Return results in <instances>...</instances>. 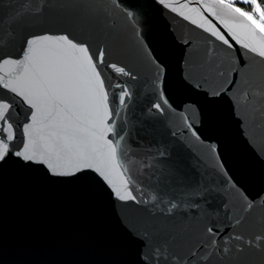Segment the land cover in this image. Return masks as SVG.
I'll return each instance as SVG.
<instances>
[{"label":"water","instance_id":"water-1","mask_svg":"<svg viewBox=\"0 0 264 264\" xmlns=\"http://www.w3.org/2000/svg\"><path fill=\"white\" fill-rule=\"evenodd\" d=\"M0 32L7 142L23 152L31 141L33 156L0 162V264H156V249L192 264H264L255 239L264 237V57L251 51L264 34L255 26L219 0H0ZM31 36L49 40L24 72L14 61ZM61 36L90 55L103 50L108 116L89 104L86 69L70 90L55 84ZM21 73L40 102L35 120L2 87ZM43 80L53 81L46 95L34 84ZM81 128L96 133L86 137L93 168L75 167L76 147H64Z\"/></svg>","mask_w":264,"mask_h":264},{"label":"snow or ice","instance_id":"snow-or-ice-1","mask_svg":"<svg viewBox=\"0 0 264 264\" xmlns=\"http://www.w3.org/2000/svg\"><path fill=\"white\" fill-rule=\"evenodd\" d=\"M163 2V0H161ZM243 4H251L254 6L252 11H243L240 7H235L234 3L231 0H219L221 5H224L227 8L233 9L236 13H238L241 17H244L247 21L251 23V25L255 26L261 34H264V9L261 8V5L257 3V0H240ZM253 13L259 15V19L254 18ZM216 35H219L216 33ZM221 40H224L223 36L219 37ZM49 40L47 36H31L26 37L21 46V55L23 59L14 61L18 64V66H23L24 72L28 71V64L33 61V50L34 46L41 44L42 42H46ZM8 42V34L4 32H0V52H2L3 48L6 46ZM58 43L62 44L64 47V56L66 59L63 62H57L52 71L54 73V82L57 86L63 87L64 89L70 90L74 86V74L77 70L83 71L87 70L90 73L89 78V104L95 110L96 114L99 116L100 110L103 109V115L108 116L109 113L106 109L107 102V92L104 90V81L100 78L101 73L97 71V66L104 63L103 60V50H98L95 54L90 55L89 48L84 44H77L73 41L69 40L67 36H61L58 38ZM224 43L227 44L228 41L224 40ZM231 46V45H229ZM245 48H248L249 45L245 44ZM251 51L257 52L259 56L264 57V48L257 49L255 47L251 48ZM10 58L5 55H0V62H7ZM108 67L113 68L116 72L129 75V73L125 72L123 67H117L116 65H108ZM2 80V78H0ZM35 87H38L41 92L45 95L47 94L45 89L51 88L53 81L52 80H43L34 82ZM119 87V85H117ZM3 88L9 89V91L15 93L16 96L21 97L30 108L36 109V114H31L32 119L35 120L37 115L41 111L40 102L37 96V92L34 91V87L30 86L24 80V73H21L20 78L15 82V86L13 83H3ZM129 93L122 89L121 103H123V97H127ZM13 107L12 102L10 100H6L3 98V95L0 94V133L4 131L3 125H8V133L9 135L6 137H0V162L5 161L9 156L14 155L22 158L26 161H31L33 159L32 155H29L30 144L28 147H25L23 152L16 150L11 151L9 148L8 140L12 138L11 136V124L9 121V110ZM155 107L160 108V105L157 104ZM103 118L99 119V124L103 125ZM95 126V125H94ZM32 126L29 125V128ZM79 131L83 132L85 135L81 136L78 140H74L73 144L65 143L64 147L71 150L73 146L76 147V154L78 156V163L75 165L77 168H93L92 158L87 151L88 148V140L87 136H96V133L90 132L87 128H81ZM111 132L113 129L108 127L106 129H100L99 139H103V132ZM31 136V132L29 133ZM108 155L112 161L116 159L117 147L113 146L109 141L107 143ZM94 150V149H93ZM49 167L52 169L54 174L56 173V166L53 164H49ZM96 171L100 172V169L97 167ZM103 175V173H101ZM125 186L129 183L128 180H125ZM116 195L121 200H135L130 191H125L122 195L119 191H117ZM176 205L173 204L172 207ZM213 229L209 228L208 232H212ZM237 240L242 239V237L237 236ZM257 241L264 239V237L257 236L255 238ZM242 250V249H240ZM226 252L227 249H224ZM195 256V253L192 254ZM156 262V264H192L191 259H185L183 257H177L174 254L169 255L167 252L161 249H156L153 252V256L151 258Z\"/></svg>","mask_w":264,"mask_h":264},{"label":"trees","instance_id":"trees-1","mask_svg":"<svg viewBox=\"0 0 264 264\" xmlns=\"http://www.w3.org/2000/svg\"><path fill=\"white\" fill-rule=\"evenodd\" d=\"M231 2L234 3V6L236 7H240L243 11H252V9L254 8L253 5L251 4H243L240 2V0H231ZM254 18L258 19L256 16V13H253Z\"/></svg>","mask_w":264,"mask_h":264},{"label":"built area","instance_id":"built-area-1","mask_svg":"<svg viewBox=\"0 0 264 264\" xmlns=\"http://www.w3.org/2000/svg\"><path fill=\"white\" fill-rule=\"evenodd\" d=\"M257 1L261 5V8L264 9V0H257Z\"/></svg>","mask_w":264,"mask_h":264},{"label":"rangeland","instance_id":"rangeland-1","mask_svg":"<svg viewBox=\"0 0 264 264\" xmlns=\"http://www.w3.org/2000/svg\"><path fill=\"white\" fill-rule=\"evenodd\" d=\"M258 20V19H257Z\"/></svg>","mask_w":264,"mask_h":264}]
</instances>
